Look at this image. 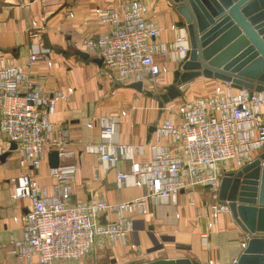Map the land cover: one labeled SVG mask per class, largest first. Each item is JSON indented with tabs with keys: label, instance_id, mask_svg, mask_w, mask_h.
<instances>
[{
	"label": "built area",
	"instance_id": "1",
	"mask_svg": "<svg viewBox=\"0 0 264 264\" xmlns=\"http://www.w3.org/2000/svg\"><path fill=\"white\" fill-rule=\"evenodd\" d=\"M96 13L106 31L81 38V44L88 54L102 60L119 84L144 85L147 78L167 71L161 69V63L180 64L187 57L190 43L186 28L172 26V43L157 44L158 25L146 17L147 9L140 1ZM42 30L34 23L28 35L36 39ZM48 53H31L26 68L0 59V155L15 144L20 167L36 171L47 149L56 151L59 159L75 157V153L67 152V130L51 120L57 106L67 101L73 90L48 92L41 84L43 78L31 69L41 60L51 67L45 60ZM161 109L168 118L156 125L158 143L120 144V116L102 115L97 118L99 142L83 147L85 154L95 155L109 169L130 162L129 172L116 173V184L119 188H144L143 197L110 204L92 196L74 203L71 199L77 167L60 163L49 169V177L54 180L50 188L28 174L11 180L12 198L30 203L20 218L22 239L12 242L11 253L19 264H72L88 257L99 238L111 245L126 246L133 231L131 217L146 215L149 200L156 205L175 204L181 191L192 193L195 188H203L214 195L216 201L208 211L211 225L217 223L219 214L229 212L227 205L217 200L222 170L228 163L240 168L264 152V92L250 96L248 90L235 91L225 83L206 96ZM164 139H169L179 153L160 145ZM146 149L148 158L136 161Z\"/></svg>",
	"mask_w": 264,
	"mask_h": 264
},
{
	"label": "crops",
	"instance_id": "2",
	"mask_svg": "<svg viewBox=\"0 0 264 264\" xmlns=\"http://www.w3.org/2000/svg\"><path fill=\"white\" fill-rule=\"evenodd\" d=\"M129 1L134 0H0V59L26 68L31 53L48 50L45 60L52 66L48 67L47 61L41 60L32 64L33 73L43 78L41 84L48 92L73 90L67 101L57 106L51 120L67 130V152L75 153L73 158L59 159L62 165L77 167L71 199L74 203L93 196L119 204L146 194L144 188L117 186L116 173L129 172L130 162H120L109 169L95 155L83 152L85 145L99 142L98 117L119 115L117 141L127 145L158 143L149 129L168 118L160 107V95L173 83V73L179 64L161 63V69L167 71L147 78L140 93L128 87L132 83L119 84L103 65L94 62L100 58L88 54L81 44V38L96 37L106 31L97 19V10L118 9ZM137 1L146 7V17L158 25L157 44L172 43L175 36L172 26L185 28L183 18L169 0ZM34 23L43 27L36 39L28 35ZM78 52L88 54L89 58L82 59ZM222 84L225 83L200 77L190 82L185 94L163 107H175L188 99L206 96ZM170 142L164 139L159 144L179 153ZM14 151H7L9 156L0 164V264H19L11 253L12 242L22 239L20 218L30 207L27 200L12 198L11 180L28 174L40 178L39 182L49 188L54 183L48 173L51 169L49 155L54 150H45L42 166L37 171L21 168ZM148 156L146 149L145 155L137 156L136 161ZM256 157L254 155L253 159ZM237 169L234 163H228L222 176ZM175 201V204L157 205L147 201V214L131 217L133 231L126 246L111 245L99 238L88 257L72 264L147 263L183 258L199 264H233L242 252L245 236L229 212L219 214L217 223L211 225L208 211L216 201L214 195L206 189L195 188L192 193L179 192Z\"/></svg>",
	"mask_w": 264,
	"mask_h": 264
},
{
	"label": "water",
	"instance_id": "3",
	"mask_svg": "<svg viewBox=\"0 0 264 264\" xmlns=\"http://www.w3.org/2000/svg\"><path fill=\"white\" fill-rule=\"evenodd\" d=\"M183 18L190 50L173 73V83L160 95V107L189 90L203 77L229 84L249 95L264 92V0H169ZM87 60L88 54L78 52ZM102 65L101 59L94 60ZM143 92L142 82L128 85ZM156 127L149 129L155 132ZM16 149L11 145L10 151ZM9 152L0 155L4 164ZM50 168L59 165L56 151ZM245 236L235 264H264V152L235 171L223 174L217 194ZM111 264H116L114 261ZM128 264H199L190 258Z\"/></svg>",
	"mask_w": 264,
	"mask_h": 264
}]
</instances>
